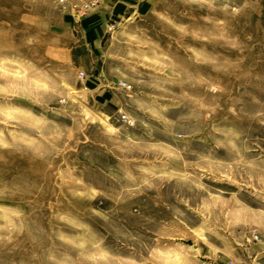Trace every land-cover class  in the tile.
<instances>
[{"label": "rangeland", "instance_id": "1", "mask_svg": "<svg viewBox=\"0 0 264 264\" xmlns=\"http://www.w3.org/2000/svg\"><path fill=\"white\" fill-rule=\"evenodd\" d=\"M94 2L0 0V264H264V0Z\"/></svg>", "mask_w": 264, "mask_h": 264}, {"label": "crops", "instance_id": "2", "mask_svg": "<svg viewBox=\"0 0 264 264\" xmlns=\"http://www.w3.org/2000/svg\"><path fill=\"white\" fill-rule=\"evenodd\" d=\"M98 1V2H97ZM145 0H96L90 8L86 16L80 17L72 21L73 27L79 31L83 44L90 55L98 62L101 56L103 38L109 29L110 22H116L128 15H136L139 11V5ZM93 67V66H92ZM95 72V71H94ZM97 72V71H96ZM92 72L87 78L86 88L93 92L95 101L99 103H111L114 94L111 90L102 88L98 79V75Z\"/></svg>", "mask_w": 264, "mask_h": 264}, {"label": "built area", "instance_id": "3", "mask_svg": "<svg viewBox=\"0 0 264 264\" xmlns=\"http://www.w3.org/2000/svg\"><path fill=\"white\" fill-rule=\"evenodd\" d=\"M117 85L119 86V87H121V88H124V89H129L130 88V85L129 84H127L125 81H123V80H119L118 82H117ZM121 119L123 120V121H127V122H129L130 123V120L128 119V117L125 115V114H121Z\"/></svg>", "mask_w": 264, "mask_h": 264}]
</instances>
